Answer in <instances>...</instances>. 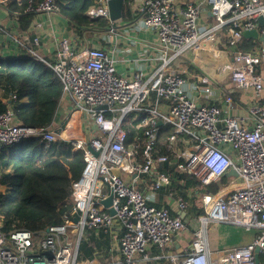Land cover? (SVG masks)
Listing matches in <instances>:
<instances>
[{
  "label": "built area",
  "instance_id": "1",
  "mask_svg": "<svg viewBox=\"0 0 264 264\" xmlns=\"http://www.w3.org/2000/svg\"><path fill=\"white\" fill-rule=\"evenodd\" d=\"M7 1L0 0V6ZM62 2L28 0L24 9L34 14L61 12ZM128 2L135 28L155 36L152 51L140 58L130 75L119 72L121 59L114 51L122 36L117 25L122 18H110L108 0H95L87 15L108 20L104 38L113 52L98 46L76 48L62 38L56 58L48 60L35 46L40 43L38 35L15 37L30 55L54 68L71 108L59 131L54 123L31 126L18 119L14 110L18 95L11 91L8 107L0 110V148L14 147L33 135L41 138L44 149L65 141L71 150L83 151L84 168L65 201L70 210L56 206L54 223L39 239L15 223L6 231L0 218V264H141L148 260L150 245L163 248L187 227L180 211L192 204L183 195L184 188L174 187L168 170L156 169L157 163L167 161L173 170L194 176L205 188L219 185L215 192L207 189L201 194L203 213L193 223L191 248L184 255L170 254L173 264H264L260 258L264 256V102L255 106L257 119L250 124L246 117L223 113L221 105L232 104V95L214 83L227 78L237 90H264V76L257 73L264 46L240 47L244 30L257 28L260 33L261 28L264 34L259 21L264 18V0ZM203 2L209 5L211 20L202 15ZM133 112L137 121L127 126ZM161 120L173 130L162 143L164 151L157 152L153 150ZM86 122L95 124L98 133L82 134ZM132 129L138 132L130 141ZM232 169L237 176L229 174ZM148 173L153 178L147 193L137 182L139 174ZM227 175L230 180L222 185ZM163 187L169 188L178 213L170 205L152 202ZM109 196L112 201L107 206ZM210 223L254 229L256 236L243 245L213 251ZM114 225L120 229V255L112 252L103 259L82 260L79 244L84 231H108Z\"/></svg>",
  "mask_w": 264,
  "mask_h": 264
},
{
  "label": "trees",
  "instance_id": "2",
  "mask_svg": "<svg viewBox=\"0 0 264 264\" xmlns=\"http://www.w3.org/2000/svg\"><path fill=\"white\" fill-rule=\"evenodd\" d=\"M39 1V0H36ZM95 0H63L62 13L70 23L77 27L94 24L106 28L108 20L99 17L92 19L87 11ZM28 0H9L5 4L11 16L19 13L18 30L27 32L33 12H26ZM123 18H132V11L126 9ZM251 37L243 36L240 47L251 49L256 45ZM4 82V95L16 91L18 98L14 108L18 119L28 125L49 126L54 123L64 84L54 68L40 58L26 54L4 57L0 55V82ZM27 97L26 101L22 98ZM8 98V97H7ZM8 101V100H7ZM5 101L0 99V110H5ZM171 124L161 126L159 140L154 150L163 152L162 143L172 132ZM138 131H129V140H134ZM53 151L46 153L44 143L37 135L24 138L17 143L11 152L1 148L0 166L10 168L0 172V185L6 184L8 192L0 193V216L5 221L4 229L8 231L13 222L18 227L26 228L34 233L36 239L44 235L47 228L54 223L56 206L62 205L63 211H69L65 204L72 183L84 168L83 151H73L65 141L53 142ZM51 147V146H50ZM145 145L141 147V153ZM174 187L184 188L183 195L187 198L186 189L189 186H199V181L189 174L173 171ZM183 180L182 185L180 181ZM87 249V244L81 239L79 253Z\"/></svg>",
  "mask_w": 264,
  "mask_h": 264
},
{
  "label": "crops",
  "instance_id": "3",
  "mask_svg": "<svg viewBox=\"0 0 264 264\" xmlns=\"http://www.w3.org/2000/svg\"><path fill=\"white\" fill-rule=\"evenodd\" d=\"M21 3L22 0H17ZM206 4V2H203ZM205 18L212 19L210 14L209 5L206 4ZM124 13L126 9L132 11V18H122L117 22L119 25L121 34L120 40L118 42V47L114 51L115 55L121 59L119 65V72L124 75H130L135 69H137L140 58L144 57L146 54L152 51L151 45H153V40L155 38L154 34L150 31H139L133 25L134 10L130 6L128 0L124 2ZM204 12V10H203ZM19 13L11 16L10 11L6 8L5 4L0 6V55L4 57L15 55L26 54V48L23 47L19 41L15 38L21 36L22 34H29L32 37L38 35L40 37V43L36 44V48L39 49V52L43 55L45 59L51 60L55 59L57 52L59 51V41L62 38H68L76 48L78 47H88V46H98L108 48L112 51L110 42L106 40L105 28H100L99 26H94V24H88L85 27H77L70 23L69 19L61 12H51L48 13H35L33 14L31 23L29 25V30L27 32H20L18 30L19 25ZM40 22L38 27L37 23ZM260 34H262L260 28ZM257 41L256 46L264 42L259 38L255 39ZM28 52V51H27ZM113 52V51H112ZM142 62V61H141ZM143 63V62H142ZM257 73H261L264 76V59L257 65ZM216 87L224 89L226 92L231 93L233 103L228 104L224 102L221 106L223 107V113L229 114L232 116L246 117L249 120V123L252 124L257 119V112L254 110L255 106L261 105L264 102V90L261 93H256V91L251 88L248 90H237L234 83L224 78L220 81L214 82ZM4 82H0V99L5 101L6 106L9 105V95L6 97L4 95ZM10 94V92H9ZM28 98L24 97L22 100L26 101ZM8 100V101H7ZM59 107L57 110L56 118L53 121L57 126V130H60V126L64 125L66 120V115L71 108V103L67 97L62 95ZM87 127L81 130L82 134H96L98 133L97 127L95 124L86 122ZM163 125V124H162ZM54 145L45 149L46 153L53 151ZM13 148L8 150H3L0 148V154L3 151L11 152ZM10 168L0 166V172L8 171ZM157 170H168L170 175L173 174V166L167 161V166L165 163H157ZM232 174V173H231ZM237 176L236 174H233ZM153 173L148 174H139V180L137 182V187L143 190L144 192H149L150 183L152 181ZM225 177H229L228 175ZM132 178V177H131ZM230 180V177H229ZM239 180V178L237 179ZM184 184V181H183ZM3 190H8L9 187L6 184H1ZM176 188V187H175ZM168 187H163L157 192L156 197L152 199V202L156 205H170L174 213H178L179 210L176 206V203L168 194ZM187 191L190 192L188 198L192 202L191 207L187 211H180V214L183 215L187 227L176 234L173 238V241L160 248L156 245H150L147 249L149 254L148 260H143L141 264H173L170 254L177 253L184 255L188 253L192 245V239L194 237L193 233V223L196 221L198 216L203 213V207L201 205V197L205 187L201 186H189ZM203 191V192H201ZM206 192V191H205ZM231 225H219L216 223H210L209 228V246L210 249L216 251L218 249L225 248L226 246H235L243 245L250 242L256 236V231L252 237L247 240V242L235 243L233 234L231 232ZM119 226L114 225L110 230L103 231L101 229H86L82 234V240L87 244V249L79 253L82 260H93V259H103L108 253L114 252L118 253V240H119ZM120 255V254H119ZM264 260V256H260Z\"/></svg>",
  "mask_w": 264,
  "mask_h": 264
},
{
  "label": "water",
  "instance_id": "4",
  "mask_svg": "<svg viewBox=\"0 0 264 264\" xmlns=\"http://www.w3.org/2000/svg\"><path fill=\"white\" fill-rule=\"evenodd\" d=\"M124 2L125 0H108V7H110V18L112 20H118L123 18L124 15ZM259 21L261 23L264 24V18L263 16L259 17ZM244 36L246 37H251V38H255V39H261L264 42V34H260L258 29H248V30H244L243 32ZM159 124H163V121H159ZM59 131V130H58ZM165 166H167V162H165ZM236 174V171L234 169H232L229 174ZM112 196V194H111ZM109 196V198L107 200H105V203L107 206H109L111 204L112 201V197ZM110 212L111 213H115V210L113 207L110 208ZM75 220H78V217L75 218ZM257 250V258L259 259V250Z\"/></svg>",
  "mask_w": 264,
  "mask_h": 264
},
{
  "label": "rangeland",
  "instance_id": "5",
  "mask_svg": "<svg viewBox=\"0 0 264 264\" xmlns=\"http://www.w3.org/2000/svg\"><path fill=\"white\" fill-rule=\"evenodd\" d=\"M206 6H207L206 4L202 5V9L204 10V12H202L203 16L206 15V13H205ZM136 117H137V115L134 112L131 115H129L128 118H127V121H126V125L127 126L128 125H130V126L134 125L136 123V121H137ZM228 181H229V177H225L224 179H222L221 184L225 185V183H227ZM3 189L1 188V185H0V193L8 192L7 189L6 190H3ZM207 189H209L211 192H215L216 190L219 189V185L214 183L212 185L207 186L205 188V190H203V191L205 192ZM203 191H201V192H203ZM1 217L2 216H0V218ZM14 223L15 222H13L10 227H12ZM231 232L233 234L235 243L243 244V243L247 242V240H249L252 237V235L255 233V230L254 229H246V228H244L242 226H239V225H233L232 229H231Z\"/></svg>",
  "mask_w": 264,
  "mask_h": 264
},
{
  "label": "bare ground",
  "instance_id": "6",
  "mask_svg": "<svg viewBox=\"0 0 264 264\" xmlns=\"http://www.w3.org/2000/svg\"><path fill=\"white\" fill-rule=\"evenodd\" d=\"M11 149V147H5V150Z\"/></svg>",
  "mask_w": 264,
  "mask_h": 264
}]
</instances>
